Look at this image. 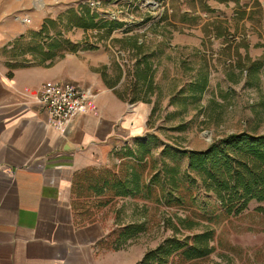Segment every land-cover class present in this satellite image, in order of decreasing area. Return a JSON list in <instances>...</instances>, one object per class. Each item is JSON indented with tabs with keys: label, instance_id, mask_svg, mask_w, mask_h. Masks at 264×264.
I'll return each instance as SVG.
<instances>
[{
	"label": "rangeland",
	"instance_id": "obj_1",
	"mask_svg": "<svg viewBox=\"0 0 264 264\" xmlns=\"http://www.w3.org/2000/svg\"><path fill=\"white\" fill-rule=\"evenodd\" d=\"M42 1L0 0V12L15 15V4L28 8ZM58 1L67 3L70 23L76 20L75 10L85 7L98 14V22L124 23L112 30L71 26L76 36V31L82 32V48L106 50L129 74L136 55L123 47L122 38L137 35L158 64L156 88L146 97L153 109L160 95L157 108L154 113L151 110L143 131L132 129L119 141L107 166L118 165L121 154L135 150L138 141L146 142L152 154L145 168L146 181L154 184L151 195L146 191L142 197H115L102 205L105 195L91 191L87 195L82 190L72 201L78 217L108 229L107 248L128 244L135 264H264V212L260 209L264 201L253 199L240 213L228 214L200 173L189 169L188 158L190 150L207 149L230 133L264 136V0H96L100 2L96 6L89 4L91 0ZM52 28L56 30L57 24ZM86 37L90 43L84 42ZM67 40L68 51L79 45ZM19 47L21 52L40 54L38 46L28 41H20ZM202 73H208L209 84L202 96H196L191 85ZM172 173L183 181L186 196H191L183 206L171 191ZM145 214L146 230L128 239L129 243L118 244L117 230L144 219ZM179 217H189L195 224L184 228ZM206 230L214 231L212 252L186 259L181 252L193 244L194 235ZM172 240L184 247L167 255Z\"/></svg>",
	"mask_w": 264,
	"mask_h": 264
},
{
	"label": "crops",
	"instance_id": "obj_2",
	"mask_svg": "<svg viewBox=\"0 0 264 264\" xmlns=\"http://www.w3.org/2000/svg\"><path fill=\"white\" fill-rule=\"evenodd\" d=\"M41 3L15 4L11 16L0 12V264H135L128 244L107 248L108 229L78 217L73 183L84 169L109 166L119 141L145 129L152 107L120 96L124 65L120 75L106 50H67V39L83 43L82 32L69 29L78 26L66 17L67 3ZM23 40L40 54L21 52ZM54 40L60 45L51 48ZM50 79L75 82L89 94L87 108L65 128L38 102Z\"/></svg>",
	"mask_w": 264,
	"mask_h": 264
},
{
	"label": "trees",
	"instance_id": "obj_3",
	"mask_svg": "<svg viewBox=\"0 0 264 264\" xmlns=\"http://www.w3.org/2000/svg\"><path fill=\"white\" fill-rule=\"evenodd\" d=\"M75 17L76 20L71 19V23L84 28L108 27L112 30L117 26L124 25L121 21L104 20L98 22L96 21L98 14L92 13L88 7L81 10V14H77ZM122 40L123 47L134 52L136 61L132 65V70H129V74H126V81L128 78V81H125L127 86L119 94L123 99L130 102L139 100L151 102L152 100L146 97L150 96L156 88L154 74L158 67L154 68V62L151 60V55L147 53L148 48H146L145 41H140L137 35L126 36ZM84 42L90 43L89 38H86ZM59 45L54 40L50 46L54 48ZM79 45L82 46V44ZM90 48H93V46ZM72 49L76 50L77 46ZM114 63L116 69L122 75V63L118 61ZM104 76L107 77L105 72ZM106 81L111 84L109 80L106 79ZM208 84V73H202L200 77L194 79L191 85L192 92L196 93V96H202ZM143 92L145 96H142L141 93ZM180 92L183 93L184 89ZM159 97L160 95L155 101V106L152 109L153 113L157 108ZM151 155L146 142L138 141V147L135 150H128V152L121 154V162L118 165L112 168H87L77 173L73 183V195H81L82 190H86L87 195H90L88 194L89 191L93 192L94 195H105L106 198L102 201V205L111 202L115 197H142V194L145 196L146 191L148 192L147 196H150L154 184L146 181L145 168L149 157H152ZM130 156L134 158L131 159ZM188 158L189 169L200 173L206 187L217 193L228 214L240 213L247 208L253 199L264 201L263 135H254L248 132L230 133L207 149L190 150ZM182 182L175 173L171 174V191L176 193V200L183 206L186 201H191V196L188 193L186 196L185 185ZM157 200H161V197L158 196ZM74 208H76L75 202ZM260 209L264 212V207ZM144 217V219H137L117 230L118 244L121 245L135 234L146 230L148 218L146 214ZM178 219L184 228H192L195 224V221L189 217H179ZM170 223H172V220ZM174 228L177 232L181 231L178 225H174ZM213 238L214 231L206 230L198 233L193 236V244L186 247L181 254L188 260L207 255L213 250L211 245ZM183 247L184 245L181 243L172 240L166 253L169 255ZM148 257H150V254L146 255L147 259Z\"/></svg>",
	"mask_w": 264,
	"mask_h": 264
},
{
	"label": "built area",
	"instance_id": "obj_4",
	"mask_svg": "<svg viewBox=\"0 0 264 264\" xmlns=\"http://www.w3.org/2000/svg\"><path fill=\"white\" fill-rule=\"evenodd\" d=\"M91 0V6L99 5ZM29 23L31 19L24 17ZM89 94L79 84L71 81L50 79L42 83L38 93V102L48 112L56 126L65 128L70 120L83 112L88 105Z\"/></svg>",
	"mask_w": 264,
	"mask_h": 264
}]
</instances>
